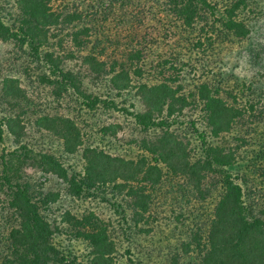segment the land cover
<instances>
[{"label": "trees", "instance_id": "trees-1", "mask_svg": "<svg viewBox=\"0 0 264 264\" xmlns=\"http://www.w3.org/2000/svg\"><path fill=\"white\" fill-rule=\"evenodd\" d=\"M13 1L23 17L19 18L18 28L13 29L11 26L15 25L5 23L0 5V40L15 39L20 44H28L48 70L47 75L39 76L40 80L47 87L52 86L55 95L77 94L82 110L92 112L93 119L98 114L96 111L105 108L107 116L116 120L91 121L84 125L89 138L94 140L90 145L84 143L82 126L76 121L49 115L35 119V124L42 122L58 135L66 152L81 149L80 169L68 176L66 167L51 152L33 153L20 114L7 113L0 117V190L7 188L11 218L7 239L10 257H5L0 264H116L111 256L113 243L92 213L76 218L70 210H65L60 213V227L54 218L50 220L45 212L48 209H43L48 203L57 202L59 193L47 192L36 199L29 189L28 179L17 182L22 177L21 165H26L27 158L44 172L67 181L70 196H87L100 186L106 188L110 182L112 194L118 198L123 194L120 199L126 201L129 209L132 207L133 219L136 216L144 219L150 213L152 196L147 188L160 187L169 176L179 178L185 174L196 192L203 195L207 206L212 204V209L207 212L209 223L205 237L198 238L195 233L192 238L195 249H189L192 242L187 241L185 251L177 256V264L180 261L184 262L182 264H264V209H254L255 203H247L246 189L248 178L249 181L253 178L251 173L260 168L262 156L257 154L251 167L241 163L244 169L233 177L226 169L239 162L233 148L208 137L230 130L232 120L245 111L232 105L241 91L234 87L238 77L230 68L234 67L236 45L239 48L249 45L248 59L256 62L259 78L263 76L261 54L253 53L249 41L250 14L255 10L263 14L264 0H74L72 5L63 3L56 14L48 0ZM107 21L133 39L126 43L131 48H125V56L122 50L118 60L110 59L107 54L113 49L120 50L121 46L119 40L110 37L116 30L113 32L107 27ZM51 24H60L50 35L58 37L59 52L42 47L48 42V29L42 26ZM153 45L164 48L170 57L159 59L157 55L154 64H158L162 75L167 73L163 77L169 78L175 88L164 81L154 86L143 82L132 84L124 65H142L151 55L149 48ZM70 60L78 66L74 74L66 68ZM85 79L88 84L107 81L109 86L103 95L88 92L82 87ZM2 84L0 96L11 100L22 94L20 87L11 85V78L3 79ZM131 88H136L140 94L139 102L144 110L118 106L113 100V90L118 93ZM261 94L262 104L250 105V109L257 112L250 114L251 121L254 114L259 118L264 108V94ZM13 104H17L16 101ZM187 107L206 120L209 132L198 126L199 118L183 120V116H187L183 110ZM122 117L131 119L139 132L145 135L152 132L131 140L139 147L137 155H129L131 152L127 153L126 147L121 149L122 153L118 151ZM182 126L196 133L199 145L190 147L194 136L184 137L186 134L176 132ZM5 131L18 144L16 148L8 151L1 148ZM196 146L198 150L193 149ZM110 150L115 152L110 153ZM213 172L220 178L213 180L211 188L203 190V177ZM65 223L75 238L88 243L90 251L85 259L69 258L70 255L54 242ZM128 260L137 264L131 257ZM140 264L149 262L140 260Z\"/></svg>", "mask_w": 264, "mask_h": 264}, {"label": "rangeland", "instance_id": "rangeland-1", "mask_svg": "<svg viewBox=\"0 0 264 264\" xmlns=\"http://www.w3.org/2000/svg\"><path fill=\"white\" fill-rule=\"evenodd\" d=\"M74 2V0H48V5L52 8L53 13L56 14V12L61 10L63 3L72 5ZM0 3L3 7L2 13H4L3 19L5 23L15 25L11 27L17 29L19 18L23 17V15L15 7V2L13 0H0ZM7 12L8 14H5ZM250 20V27L252 28L249 41L250 48L253 49V53L258 52L261 54V61H263L264 67V12L263 14H259L257 10L253 13L251 12ZM106 25L107 27H111L113 32L116 30L115 34L110 37L119 40L121 44L120 50L118 48L117 50L113 49L107 54L108 56L110 55V59L118 60L122 50L131 48L130 45L128 48L126 43L133 41V39L118 27L115 29L114 23H108L107 21ZM42 27L48 29L46 33L48 42L42 46L43 49H52L59 52V46L56 41L58 37L53 38L50 35L57 29L56 27H60V24ZM63 31L67 32V30ZM62 37L59 36V38ZM247 48L246 45L240 48L237 45L234 47V64H232L234 67H230L234 69V75L238 77L234 82V87L236 86L241 90L238 94L240 96L239 99L232 105L237 106V109L245 108V111L242 112V115L236 116L232 120L233 123L230 124V130L220 132L217 137L211 134L208 137L212 141H218L223 146L227 144L233 148V151L236 153V160H239V162L226 167L229 174L233 177L239 172L241 173L240 170H243L245 165L250 166L254 163L257 154L262 156L259 160L260 168L258 172L251 173L253 178L250 181L248 178L246 189L249 194V201L247 203H255L254 209H264V108L259 118L255 116L257 112H253L250 109V105L253 103L257 106L262 104L259 98L262 96L261 93L264 94V70L262 71L263 76L259 78L258 70L255 67L256 62L253 63L248 59ZM149 52L151 55L147 56L142 65H124L132 84L137 85V82H143L148 86H154L164 81L170 85L169 87L175 88L176 85L170 83L169 78L163 77L167 73H163L162 75L158 64H154V61L157 59L155 56L160 55L159 59H167L169 57L167 52L164 51V48L156 47V45L150 47ZM124 53H126V50L123 51V55L125 56ZM75 64L74 60H70L66 67L73 74L77 71L78 67ZM136 69H138V72H134ZM42 73L47 75L48 70L44 68V62L34 54L28 44H20L15 39L0 40V94L3 93V79L8 78L12 80L11 85H17L22 91V94L12 97L11 100L0 96V117H3L7 113L20 114L25 125V130L30 138L31 144H29V147L32 148L33 153H41L40 151L51 152L66 167L68 176H70L72 173H77V170L80 169L79 165L82 163L80 157L81 149L74 153L66 152L63 148L62 140L58 135L45 128V124H42V122L35 124V119L49 115L62 116L71 121H76L79 126H82L81 133L83 134L84 143L90 145L94 143V140L89 138V134L86 133L87 126L84 125L90 124L91 121L112 122L116 119L107 116L105 108H100L96 111L98 114L93 119L94 115L90 114L92 112L89 113V111L82 110L84 108L79 105L80 98L77 94L55 95L54 88L52 86L47 87V84L40 80L39 76ZM95 85H98V88ZM108 86L107 81H102L98 84H93V81H90L88 84V80L86 79L82 84L83 89H87L88 92H97L101 93V95H103V91H106L105 88ZM111 93L113 100L118 106H128L130 109L140 111L144 110L142 102H139L140 94H138L136 88L118 93L116 90H113ZM15 101L17 104L12 105ZM134 104L135 107L131 106ZM183 111L184 115H187L183 116V120L199 118L197 111L191 112L193 110L188 109V107ZM252 112L255 114L254 117L252 116L251 121L250 114ZM121 122L123 129L119 131L118 135L122 139L117 142L120 145L118 151L126 147L130 150L127 153L131 152L129 155H137L139 147L137 148L135 146L137 144L132 143L131 140H138L142 136L152 134V132L147 135H145V132H139L137 125L129 118L122 117ZM197 123L200 128L203 127L204 129L205 127V131H210L206 127V120L199 118ZM182 128L183 126L176 132L188 135H184V137L194 136L193 138H195L192 139L190 147L200 144L194 131L190 133ZM4 138L5 141L1 145V148L5 147L8 151L16 148L18 145L14 143L12 137L6 131ZM107 147L111 149L109 144ZM193 149L198 150L197 146ZM112 152L115 151L110 150V153ZM122 152L121 150L120 153ZM25 163L26 165H21L23 169L21 172L22 177L18 178L17 182L21 180L20 182L22 183L25 179H28V183L30 184L29 189L36 199L41 198L47 192L59 193L57 202H51L43 206V209H48L45 212L47 211L46 213H48L50 220L54 218L56 223L61 227L62 223L59 220L60 213L65 210H70L71 215L76 218H81L85 214L92 213L94 219L105 229L107 237L113 243L114 250L111 256L116 264H134V262L128 260V257H131L137 264H140V260L145 261V263L149 262V264H152V262L153 264H171L173 261L177 264V256L179 254L182 255L185 251L184 246H186L187 241L191 240L192 242L189 249H195L196 244L192 240L195 233L198 238L201 237L203 239L205 237L207 224L209 223L207 212L212 209V204L207 206V202L202 198L203 195L196 192L192 187V182L187 180V175L185 174H181L179 178L169 176L160 187L151 186V188H147L150 189L148 192L152 196V202L149 205L150 213L148 212L149 215L146 216V214L144 219L136 216L135 220L133 219L132 207L129 209L126 201L124 202L123 199H120L123 194L119 195V198L118 195L112 194L110 182L106 188L105 186H100L87 196H70L67 192L69 184L62 177L50 174V172H44L30 158H27ZM241 163H244V166ZM219 178L220 175L218 173H209L207 177H203L201 187L203 190L211 188L213 180ZM6 189L3 187L0 190V262L5 257H10L7 239L11 218L8 216L10 208L8 204V191ZM102 189H106L105 192ZM212 202L215 203L216 200L213 199ZM43 209L42 211L44 212ZM60 230L61 232L54 239L56 245L66 251L70 255H68L69 258L76 256L79 259H85L88 251H90L88 243L85 240L75 238L74 233L72 230L70 231L69 225L66 223ZM193 255L196 256L195 254ZM145 257L146 259H151L143 260ZM179 263L182 264L184 262L180 261Z\"/></svg>", "mask_w": 264, "mask_h": 264}]
</instances>
